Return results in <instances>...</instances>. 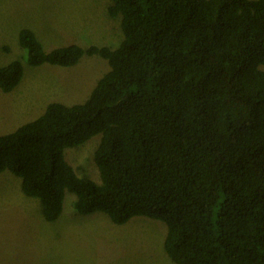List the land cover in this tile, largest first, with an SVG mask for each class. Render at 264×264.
<instances>
[{
	"label": "trees",
	"instance_id": "obj_1",
	"mask_svg": "<svg viewBox=\"0 0 264 264\" xmlns=\"http://www.w3.org/2000/svg\"><path fill=\"white\" fill-rule=\"evenodd\" d=\"M107 13L120 20L115 47L46 49L19 29L31 65L99 54L109 68L84 101H50L0 134V171L20 177L47 221L67 190L79 213L163 221L176 264H264V0H110ZM23 74L19 59L0 66V89ZM97 133L100 184L64 157Z\"/></svg>",
	"mask_w": 264,
	"mask_h": 264
},
{
	"label": "rangeland",
	"instance_id": "obj_2",
	"mask_svg": "<svg viewBox=\"0 0 264 264\" xmlns=\"http://www.w3.org/2000/svg\"><path fill=\"white\" fill-rule=\"evenodd\" d=\"M110 0H0V66L19 59L24 74L10 91L0 89V134L36 118L50 101H84L109 68L99 54H83L71 66L31 65L24 60L18 31L30 27L46 49L69 43L115 47L120 20L107 13ZM94 134L64 149L79 175L101 183ZM65 192L60 216L47 221L37 197L26 195L20 177L0 171V264H176L163 249V221L135 215L122 224L102 211H75Z\"/></svg>",
	"mask_w": 264,
	"mask_h": 264
}]
</instances>
